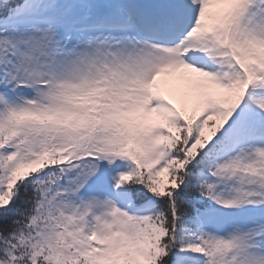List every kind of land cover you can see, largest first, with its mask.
Wrapping results in <instances>:
<instances>
[{"label":"snow or ice","instance_id":"1","mask_svg":"<svg viewBox=\"0 0 264 264\" xmlns=\"http://www.w3.org/2000/svg\"><path fill=\"white\" fill-rule=\"evenodd\" d=\"M0 264H264V0H0Z\"/></svg>","mask_w":264,"mask_h":264}]
</instances>
